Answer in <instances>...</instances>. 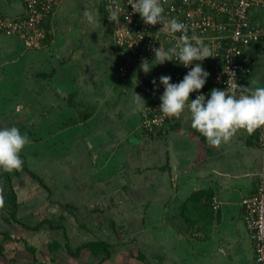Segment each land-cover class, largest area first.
<instances>
[{
	"label": "crops",
	"instance_id": "0c3cea01",
	"mask_svg": "<svg viewBox=\"0 0 264 264\" xmlns=\"http://www.w3.org/2000/svg\"><path fill=\"white\" fill-rule=\"evenodd\" d=\"M102 1L59 0L49 37L36 34L32 43L0 31V126H16L31 140L21 170L0 169V264H256L241 199L264 172L259 128L213 146L186 109L144 132L142 114L160 98L159 77L172 64L147 74L134 67L121 78ZM23 13V0H0V16ZM250 48L254 74L246 87H264V42ZM10 188L16 205L5 196ZM197 191L205 194L188 203ZM100 241L108 254L85 246Z\"/></svg>",
	"mask_w": 264,
	"mask_h": 264
},
{
	"label": "built area",
	"instance_id": "2783aa9c",
	"mask_svg": "<svg viewBox=\"0 0 264 264\" xmlns=\"http://www.w3.org/2000/svg\"><path fill=\"white\" fill-rule=\"evenodd\" d=\"M58 1L23 0L24 13L13 19L0 16V29L7 34L19 30L28 35L26 41L29 42L36 34L41 37L43 33L37 26L53 15ZM108 1L105 24L111 26L113 44L120 56L117 65L120 76L128 75L142 59L151 61L155 56L153 49L158 48L160 42L162 48L167 49L179 39L181 33L174 37L161 33L159 22L156 25L144 23L139 13H133L127 0H116L122 9L119 23L109 20L108 8L115 4L114 0ZM164 7L167 18H177L183 22L189 37L195 35L201 38L211 49L213 56L202 62V67L210 73L200 90L206 94V99L211 89H225L232 73H235L238 82V74L247 71L248 63L242 55L244 49L259 43L264 35V20L258 22L254 18V13L257 12L264 15V0H166ZM126 15L130 19H126ZM191 67L192 65L185 68L179 64L175 74L178 81L183 79ZM196 95L197 93H190V99H195ZM161 103L156 102L145 108L141 119L145 130L154 131L168 118L159 111ZM259 133L260 140L264 141V126L259 128ZM241 208L242 220L253 241L255 262L263 264L264 172L260 173L256 188L241 199Z\"/></svg>",
	"mask_w": 264,
	"mask_h": 264
},
{
	"label": "clouds",
	"instance_id": "9594fccd",
	"mask_svg": "<svg viewBox=\"0 0 264 264\" xmlns=\"http://www.w3.org/2000/svg\"><path fill=\"white\" fill-rule=\"evenodd\" d=\"M165 2L166 0H127L133 13H139L144 23L156 25L159 22L161 33L167 36L174 37L181 33L175 44L167 49L162 48L160 40L156 38L160 46L153 49L154 59H142L140 68L143 72L147 74L157 64L162 65L166 61H174L185 68L192 65L178 83L171 82V76L159 77V82L164 87L159 111L166 117L180 119L187 109L191 127L213 146L229 141L238 130L243 129L251 134L264 126V87L249 89L241 86L236 82L235 73H232L229 77L231 83L228 79L225 89H211L207 99L206 94L200 92L210 75L202 67V62L213 56L211 49L201 38L195 35L189 37L183 22L166 17ZM114 4V7L110 5L108 8V18L119 23L122 9L116 0ZM125 18L130 19L127 15ZM87 21L95 24L96 17L89 13ZM152 83L157 86L155 79ZM190 93H197L196 98L190 99ZM141 99L136 94V100ZM30 143L29 136L18 127L0 126V169L9 173L21 170L24 163L21 152Z\"/></svg>",
	"mask_w": 264,
	"mask_h": 264
},
{
	"label": "trees",
	"instance_id": "16d2710c",
	"mask_svg": "<svg viewBox=\"0 0 264 264\" xmlns=\"http://www.w3.org/2000/svg\"><path fill=\"white\" fill-rule=\"evenodd\" d=\"M109 1L108 0H103L102 1V4H101V6H100V13H101V19H102V21H103V23L105 24V22H106V16H107V7H108V3ZM106 15V16H105ZM2 17V16H1ZM52 16H50V18H51ZM50 18H48L47 20H45L44 22H41L38 26H37V29L38 30H40V31H42V33H43V35L45 36V37H49V35H48V30H49V22H50ZM256 19V18H255ZM258 22H259V20H258ZM260 22H262L261 20H260ZM0 31H2L3 33H5L4 32V30H1L0 29ZM14 33H17V34H21L23 37H24V39H25V41L26 40H28V35L27 34H24V33H21V31H19V30H16V31H14ZM7 34V33H6ZM11 34V33H10ZM32 34V33H31ZM43 36V37H44ZM33 41V40H32ZM32 41H30V43H32ZM47 41V40H46ZM264 42V35L259 39V43H263ZM258 44V43H257ZM254 45V44H253ZM250 46H252V45H250ZM249 46V47H250ZM248 48V47H247ZM247 48H245L244 49V52H243V58L247 61V63H248V65H247V71H245V72H243V73H239L238 74V82L237 83H239V85H241V86H244V87H246V85H247V83H248V79L254 74L253 73V68H254V66H253V60L251 59V56H252V48H250V49H247ZM164 49H166V48H164ZM154 59V58H153ZM140 64L141 63H137V65H136V67H139L140 66ZM170 64H172V69H171V74L169 75V76H171V78H172V80L171 81H173V83H178L179 81H178V79L175 77V74H176V68H178L179 67V64H176L175 62H173V61H170ZM50 74H39V76H41V77H46V76H49ZM245 94H247V93H245ZM161 95H162V93H161ZM160 95V96H161ZM152 101H155V102H158V103H160L161 102V100H160V98H157V99H154V100H152ZM172 118H174V117H172ZM172 118L170 119L169 117L164 121V123L165 122H167V123H169L170 124V122L172 121ZM163 124V123H162ZM144 132H146L147 134H148V132H150L151 134H153V132H151V131H145L144 130ZM156 134H158V132H155ZM159 133H161V131H159ZM6 172V171H5ZM6 174V173H5ZM37 177V176H36ZM37 179H40L39 177H37ZM7 181L8 182H10V180L9 179H7ZM11 189V188H10ZM205 194V191H197V192H195V193H193L191 196H190V198H189V202L188 203H190V204H192V203H197L198 201H200V199H201V197L203 196ZM5 196H10V198H11V200H12V203L14 204V205H16L15 204V202H16V199H15V193H14V191L11 189L10 190V193L9 194H6ZM209 199V198H208ZM207 202L209 203L210 201L209 200H207ZM207 206V204H204V208ZM14 208H15V206H14ZM185 208V207H184ZM85 246H87V247H89L90 249H91V251L93 252V253H96V252H98V251H100V250H103L104 252H105V255L106 254H108V245L105 243V242H102V241H100V242H89V243H87ZM78 252V250L77 251H70V253L71 254H76Z\"/></svg>",
	"mask_w": 264,
	"mask_h": 264
},
{
	"label": "water",
	"instance_id": "95a60500",
	"mask_svg": "<svg viewBox=\"0 0 264 264\" xmlns=\"http://www.w3.org/2000/svg\"><path fill=\"white\" fill-rule=\"evenodd\" d=\"M53 88L58 92L59 95L61 96H66L67 93L63 90V88H58L56 86H53ZM174 144L172 143V141L169 144V164H170V169H171V175L173 177V179L175 180L176 178V173H177V166L179 164L178 158H177V154L178 152L175 151L174 149Z\"/></svg>",
	"mask_w": 264,
	"mask_h": 264
},
{
	"label": "rangeland",
	"instance_id": "374dc122",
	"mask_svg": "<svg viewBox=\"0 0 264 264\" xmlns=\"http://www.w3.org/2000/svg\"><path fill=\"white\" fill-rule=\"evenodd\" d=\"M259 14H261V13H259ZM256 21H258V19H255ZM110 31V32H109ZM109 31H105L106 33H111V37L113 36V34H112V30H111V26L109 25ZM27 42H29V41H27ZM30 43V42H29ZM113 45V44H112ZM118 73V72H117ZM120 76V75H119ZM58 77H60V76H58ZM121 78H123L122 76H120ZM125 77V76H124ZM156 77V76H155ZM262 77H263V79H264V73H262ZM46 92H47V90H46ZM42 98H48V96L45 94V93H42Z\"/></svg>",
	"mask_w": 264,
	"mask_h": 264
}]
</instances>
